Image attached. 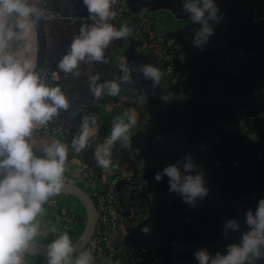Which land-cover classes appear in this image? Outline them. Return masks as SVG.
<instances>
[{"label": "crops", "instance_id": "0c3cea01", "mask_svg": "<svg viewBox=\"0 0 264 264\" xmlns=\"http://www.w3.org/2000/svg\"><path fill=\"white\" fill-rule=\"evenodd\" d=\"M123 2L131 9L145 11L157 27L153 29L165 38L173 39L178 45L177 49L170 52L173 68L178 74L177 82L171 84L162 78L159 86L163 94L170 98L167 103L163 101V106L145 86V83L152 82L143 80L138 72H133L135 83L124 85L120 96L95 100L90 94L88 76L99 72L102 81L118 77L120 70L117 64L122 56H126L134 66L144 63L156 66L153 59L142 52L134 35L113 43L106 51L108 64H82L79 78L59 72V59L66 53L73 36L79 33L81 26L91 23L83 0H44L41 6L58 11L60 18L43 24L41 31L36 29L29 41L31 53L27 57L21 53L20 58L31 59L36 64L41 34L45 40V68L49 69L51 80L53 76L56 77L52 83L59 84L72 101V107L56 118L63 129L79 130L80 117L94 113L97 116V133L104 132L107 137L114 119L124 117L127 120L129 115H135L137 119V124L130 131L131 148L122 150L117 145L113 150V167L102 173L112 177L110 181L118 205L112 212L116 225L107 232L105 254L100 263L197 264L193 255L196 250L206 247L212 255L216 252L225 253L228 244L239 243L240 232H230L225 236L223 226L219 225L211 231L222 232L218 237L216 234L210 236L208 232L201 236L200 229L211 221L205 218L200 224L191 220L154 227L151 221L166 211L175 213L181 198L169 193L167 177L157 182L155 173L175 163L177 157L181 159L189 152L193 157L195 155L190 138L202 112L193 100L189 79L184 77L189 71L190 62L207 57L221 64L232 65L241 57L247 58L251 50L253 59L250 66L243 70L249 75L253 90L249 104L240 111L238 120H244L255 130L258 140L251 142L245 139L238 124H220L205 143L207 149L214 150L210 153L215 163L203 165L206 186L210 189L205 198L208 200L204 203L231 198L232 207L229 202L227 204L237 210L234 219L241 223V231L247 230L245 213L249 209L255 211L259 199L264 198V0H217L224 14V22L216 26L215 35L203 51L192 46L191 37L199 25L187 21L188 16L180 10L181 0ZM112 23L117 28L123 25L114 20ZM238 85H241L239 81ZM77 110L79 113L73 118L72 113ZM50 137L62 140L58 136ZM96 168L102 170L97 163ZM85 170L87 165L83 158L72 156L67 160L64 180H77ZM56 197L65 200L84 221L85 211L75 197L67 194ZM252 197H255V203H247ZM45 208L47 219L52 221L58 231L54 233L43 228L36 241L48 244L64 230L58 212L46 205ZM172 212H169L170 217L175 218ZM145 225L151 226L148 234L141 231ZM257 264H264V260H259Z\"/></svg>", "mask_w": 264, "mask_h": 264}, {"label": "clouds", "instance_id": "9594fccd", "mask_svg": "<svg viewBox=\"0 0 264 264\" xmlns=\"http://www.w3.org/2000/svg\"><path fill=\"white\" fill-rule=\"evenodd\" d=\"M44 0H0V264H26L25 257L43 228L58 230L47 219L45 205L59 196L65 185L64 174L69 147L79 154L92 147L91 141L98 131L94 113L80 117L79 131L71 143L41 136L39 130L47 129L51 121L72 107V101L59 84L47 82V74L36 70L33 60L20 58L31 53L30 38L45 18L41 6ZM118 0H83L91 23L81 26L73 36L65 54L59 59L57 69L65 76L79 78L81 65L108 64L106 51L114 42L133 35L127 24L117 28L113 6ZM181 11L195 28L192 46L204 50L216 26L224 22V14L217 0H181ZM119 75L103 79L97 72L88 76V88L95 100L120 96L124 85L135 83L133 72L151 81L152 88L160 86L162 72L151 63L131 65L126 56L119 58ZM55 76L52 77L54 81ZM161 99L170 98L162 94ZM79 110L72 113L73 118ZM137 124L135 115L127 120H113L110 135L93 151L99 167L109 171L113 167V150L131 148V129ZM203 150V147H201ZM37 153H40L37 155ZM203 165L197 164L192 153H186L175 163L168 164L155 173V180L168 178L169 193L176 194L191 208L204 201L210 189L206 186ZM247 230L241 231L237 219L224 222L223 234L240 232L239 243H230L226 252L212 255L208 248L194 252L197 264H257L264 260V198H260L255 211L245 213ZM141 231L148 234L150 225ZM46 264H94L91 251H78L67 231L47 244Z\"/></svg>", "mask_w": 264, "mask_h": 264}, {"label": "water", "instance_id": "95a60500", "mask_svg": "<svg viewBox=\"0 0 264 264\" xmlns=\"http://www.w3.org/2000/svg\"><path fill=\"white\" fill-rule=\"evenodd\" d=\"M121 6L133 12L146 13L145 11L129 8L123 2V0H121ZM114 21L123 25L125 24L117 18H115ZM187 21L192 22L189 17L187 18ZM48 22L49 21L45 18L42 19L37 29L41 31L42 25ZM150 26L154 28L151 24ZM39 36L41 48L37 55L36 70L42 73L46 69V53L44 47L45 40L41 34ZM137 42L141 48L138 39ZM141 50L143 53L149 55L155 62L156 67H158L156 58L152 52L143 48H141ZM253 56L254 54L250 50L247 58L241 57V59L232 65L224 63L221 64L212 61L211 59H206L207 57L201 58L199 61L190 62L189 71L184 77L189 79L193 100L199 106L202 112V115L197 121L195 130L193 131V134L190 138L191 149L195 153L194 159L197 164L209 166L210 164L215 163V159H213V155L210 153L214 152V150L207 149L208 146L205 145V143L207 142L208 138H210L214 128L218 125L237 124L240 111L243 110L247 104H249V99L251 98V93L253 90V84L250 81L249 75H247L243 69H246L248 66H250ZM174 74L176 77H178L175 67ZM238 81L241 83L240 86L238 85ZM167 84L171 86L169 82ZM145 86L149 88L151 93L156 96L158 101L163 106L164 102L161 99L163 89L160 87L153 89L152 84L148 82L145 83ZM201 147H203V150ZM178 155L181 157V154ZM177 158L178 160L180 159L179 157ZM95 174L98 179L102 177L100 181H97V185L99 190L103 191L102 183L106 179L111 180L112 177L109 176V174H102L100 168L95 169ZM61 194H67L75 197L81 203L85 211L83 229L80 234L77 235L72 241L77 250L80 251L84 249L89 242L95 229L99 214L96 209V205L89 193L76 183L66 180ZM206 200L208 199H205L202 202L198 201V206L196 208H191L182 201V198H180V201L175 209V213L172 211H166V213L151 221V224L156 228H160L165 226L166 223H185L192 220L200 224L203 222L204 218L206 220L211 219L210 223H206V225L200 229L199 234L202 236L208 232L210 236L216 234V237H218L222 234V232L213 233L211 231L217 229L219 225L223 226L226 220L234 219V215L237 210L230 208L227 204L229 202L232 207L233 200L231 198H226L224 200L216 199L210 204H205L204 202H206ZM255 201V197H252L247 201V203H255ZM220 210H222V212ZM169 212L175 214L176 217L171 218ZM189 213H192V215H189ZM33 258H47V243L39 241H35L33 243L29 249V254L25 257L26 264H34L31 262Z\"/></svg>", "mask_w": 264, "mask_h": 264}, {"label": "built area", "instance_id": "2783aa9c", "mask_svg": "<svg viewBox=\"0 0 264 264\" xmlns=\"http://www.w3.org/2000/svg\"><path fill=\"white\" fill-rule=\"evenodd\" d=\"M45 10V19L50 21L60 18L58 11L49 8L48 6H42ZM117 15L116 18L121 22H124L129 27L133 29L134 35L140 42V45L143 49L149 50L155 56L158 68L162 72V78L169 81L171 84L177 82V77L174 74V68L171 62L170 52L171 50L177 49V43L171 38H165L164 36L157 33L150 26V19L146 13L143 12H133L128 10L125 7L121 6V0H118L117 4L113 6ZM42 74H47V82L52 83L50 78L49 69H45ZM243 130L247 131V128L244 126ZM78 129L74 130H64L62 126L56 121V118L49 123L47 129L39 130V134L48 136H58L65 141L66 144L71 143L72 137L78 134ZM250 138H254L255 134L253 132H248ZM106 138L104 132L96 133L95 137L91 141L92 147L84 150L83 152L77 154L71 150L69 147L68 159L72 156H80L83 158L87 165V170L83 171L77 180H70L71 182L76 183L81 188H83L89 195H96V209L98 211L99 217L96 222L95 229L93 234L85 246L83 251H91L94 256V264H101L100 261L104 255V246L108 239L107 232L109 229H112L116 225V221L112 216V212L117 207V201L113 194L112 184L109 179L104 180L102 183L103 187L105 186L104 191H100L101 194H97V181L99 180L94 176L93 170L96 167L95 159L93 156L94 148L97 144L102 143ZM67 159V160H68ZM107 171L101 170V173H106ZM67 180V181H68ZM66 181V180H65ZM100 181V180H99ZM51 201L46 206L56 210L62 221V229L67 230L70 228L78 227L77 216L75 210L68 205L65 200H62L58 197L51 198ZM84 226V221L79 228L78 234L82 231ZM81 251V250H80ZM34 264H46V258H33L31 260Z\"/></svg>", "mask_w": 264, "mask_h": 264}, {"label": "trees", "instance_id": "16d2710c", "mask_svg": "<svg viewBox=\"0 0 264 264\" xmlns=\"http://www.w3.org/2000/svg\"><path fill=\"white\" fill-rule=\"evenodd\" d=\"M93 174H95V172ZM94 176L97 177L96 174ZM101 178L102 177H100L99 180H101ZM104 189H105V186L103 187V191H104ZM97 194L98 195L101 194L99 188H97ZM91 198L94 201V203L96 204L97 203L96 195L92 196ZM76 216H77V223H78L76 225H78V227L76 228V226H75L74 228H70V229L64 230V231H67L69 233L71 239H73V238H75L77 236L79 228L81 227V225L83 223L82 217H81V215L78 212H76Z\"/></svg>", "mask_w": 264, "mask_h": 264}, {"label": "flooded vegetation", "instance_id": "af4514ba", "mask_svg": "<svg viewBox=\"0 0 264 264\" xmlns=\"http://www.w3.org/2000/svg\"><path fill=\"white\" fill-rule=\"evenodd\" d=\"M237 124H238L239 129H241V132H242L243 136L245 137V139L250 140L251 142L258 140L257 132L255 130H253L248 124H246L244 120H238ZM244 126L247 128L248 132H253L255 134V137L253 139L248 136L247 131L243 130Z\"/></svg>", "mask_w": 264, "mask_h": 264}, {"label": "rangeland", "instance_id": "374dc122", "mask_svg": "<svg viewBox=\"0 0 264 264\" xmlns=\"http://www.w3.org/2000/svg\"><path fill=\"white\" fill-rule=\"evenodd\" d=\"M151 21V20H150ZM150 24L156 29L157 27L153 24V22L151 21Z\"/></svg>", "mask_w": 264, "mask_h": 264}]
</instances>
